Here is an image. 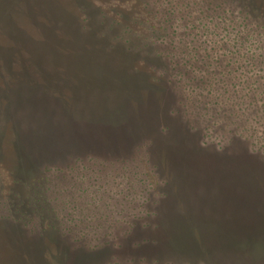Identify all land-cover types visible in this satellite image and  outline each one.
Instances as JSON below:
<instances>
[{"label": "rangeland", "instance_id": "obj_1", "mask_svg": "<svg viewBox=\"0 0 264 264\" xmlns=\"http://www.w3.org/2000/svg\"><path fill=\"white\" fill-rule=\"evenodd\" d=\"M197 1L264 23V0H0V264H264V105L207 77ZM179 50L200 83L173 84Z\"/></svg>", "mask_w": 264, "mask_h": 264}, {"label": "trees", "instance_id": "obj_2", "mask_svg": "<svg viewBox=\"0 0 264 264\" xmlns=\"http://www.w3.org/2000/svg\"><path fill=\"white\" fill-rule=\"evenodd\" d=\"M149 6L150 4L147 3L142 4V8L140 10V12L143 14L142 16L147 13L146 9L149 8ZM205 6L206 5L199 1H197L194 6L201 7L202 13L205 15V20L203 19L200 22L201 29H203L204 34L210 35L211 38H214V42L208 41V44H213L212 50H215L218 43V58L214 59L213 57L211 58V54L207 55V59H209V68L213 69L207 70V77L209 79L210 76L216 79L221 78V81L225 83L221 84L224 85H226L227 80V83L229 84V80H232L233 78L239 79V84H245V86L234 90V93H237V96L240 99L245 97L251 98V105H255L256 100H260L264 105V90L259 91L260 87L257 85V81H255V86L253 87L250 84V80L256 75H259L264 79V23L262 21L258 23L253 20L251 17V10L248 11V20V18H241L240 12L234 11L230 6L227 5H225L226 11L222 9L220 12L219 9L224 6L223 3L216 4L213 1L208 2V7L212 10L211 13H209L210 10ZM169 8L170 10L167 11L168 16L171 18V20H173L171 16L175 18L178 16L179 12L176 5H171ZM202 13L200 14L202 15ZM262 13L264 12L262 11ZM194 18V12L192 10L191 20ZM239 19L242 21L238 23ZM191 20L188 21V18L185 19L187 22L185 27L188 26L189 32L192 34L195 26L191 27ZM222 40H224L229 46L228 48L230 50V55H228L226 49L223 50L221 48ZM174 54L176 55L173 57V60L176 62L174 69H176L175 76L177 77V80L174 78L171 79L173 84H175V86H180L184 85L186 82L193 84L200 83V78L204 74V70L202 68L204 65H200L201 67L196 69L194 63H191L193 59L191 57H186V60L188 61L185 63L187 64V67H185L183 63L180 62V50L176 51ZM224 61L227 63L224 64ZM228 67L231 69H228ZM171 69L174 71L172 67ZM205 81L208 82V79ZM205 81H202V84L212 83L210 81L206 83ZM216 81L218 80H215V82ZM198 88L199 86L197 89ZM222 88H224V86ZM194 90L196 91V89ZM211 91L212 90H209V92ZM224 91L225 93H228L229 89L225 88ZM218 95L222 97V100L223 98H226L223 94L220 95V93H218ZM222 105L225 106L224 104ZM218 138L219 147L232 145L233 142L237 140L234 135H232L231 140H227L226 137L223 136ZM257 145L258 147L255 148V151L264 156V144L258 142Z\"/></svg>", "mask_w": 264, "mask_h": 264}]
</instances>
